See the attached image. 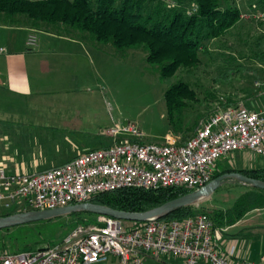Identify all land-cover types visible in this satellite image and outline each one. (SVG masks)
I'll return each instance as SVG.
<instances>
[{"label":"built area","instance_id":"built-area-1","mask_svg":"<svg viewBox=\"0 0 264 264\" xmlns=\"http://www.w3.org/2000/svg\"><path fill=\"white\" fill-rule=\"evenodd\" d=\"M240 14L241 19L264 23L260 11ZM35 43V36H28L27 45ZM255 86L264 88L263 83ZM105 135L112 140L110 146L86 151L57 168L21 174L0 166V211L51 210L123 189L197 190L211 181L217 163L228 155L247 151L264 158V108L227 107L202 122L184 142L168 135L160 144L142 143L132 124L109 128ZM92 220L94 224L75 227L46 249L0 253V264H102L109 258L114 264H147L166 257L181 259L182 264H250L235 260L233 246L226 252L218 249L220 231L201 213L127 228L109 217Z\"/></svg>","mask_w":264,"mask_h":264},{"label":"trees","instance_id":"trees-1","mask_svg":"<svg viewBox=\"0 0 264 264\" xmlns=\"http://www.w3.org/2000/svg\"><path fill=\"white\" fill-rule=\"evenodd\" d=\"M175 1L176 6L171 7L160 0H0V13L23 15L34 23L88 34L95 42L109 44L119 52L141 50L145 62L161 79H166L180 69L197 68L201 64V55L209 54L211 46L228 48L230 44H226V37L243 21L240 11L233 5L226 6L224 0ZM229 75L226 73L220 78L224 80ZM164 100L170 123L179 124L190 103L196 101V94L187 84L179 82L165 91ZM193 126L179 125L173 134L180 135L184 142L191 137L186 135ZM226 173H239L264 182V167L219 169L218 163L211 181ZM229 182L247 186L232 179L225 183ZM252 189L239 195L226 210L189 206L163 219L180 220L201 213L210 220L213 229L233 225L250 211L264 209V191ZM192 191L182 187L123 189L98 195L88 202L122 212H144ZM17 213L20 212L14 209L0 211V218ZM94 216L97 215L73 214L0 230V251L15 254L46 249L75 227L94 224ZM121 222L131 226L138 224Z\"/></svg>","mask_w":264,"mask_h":264},{"label":"crops","instance_id":"crops-1","mask_svg":"<svg viewBox=\"0 0 264 264\" xmlns=\"http://www.w3.org/2000/svg\"><path fill=\"white\" fill-rule=\"evenodd\" d=\"M30 35L36 38L32 47L27 45ZM86 35L0 13V166L7 173L57 168L110 142L108 128L92 117L88 90L95 61L104 57L95 54L96 45ZM77 95L81 99L74 100ZM231 165L226 161L223 168ZM259 213L264 216V209L218 228V249L226 252L233 246L236 261L255 264L248 238H264V217Z\"/></svg>","mask_w":264,"mask_h":264},{"label":"rangeland","instance_id":"rangeland-1","mask_svg":"<svg viewBox=\"0 0 264 264\" xmlns=\"http://www.w3.org/2000/svg\"><path fill=\"white\" fill-rule=\"evenodd\" d=\"M160 1L171 7L177 4L175 0ZM223 2L226 6L233 5L240 12L255 10L264 13V3L261 0ZM242 20L231 35L226 37V44H230L228 48L211 46L209 54L201 55V64L197 68L180 69L166 79H161L154 68L145 62L141 50L119 52L109 44L95 42L87 34L96 45L95 54L104 57L95 61L92 87L88 88L91 89L90 98L94 103L92 117L102 120L104 127L108 129L132 124L141 133L140 142L160 144L168 135L176 136L182 142L180 135L173 134L179 125L196 124L186 135L190 137L202 122L227 107L242 105L249 110L263 109L264 88L256 87L255 83L264 84V23L253 18ZM119 54H124L125 58H119ZM226 73L231 75L227 79H221L220 76ZM179 82L194 90L196 101L190 103L182 122L172 125L168 118L164 93ZM78 99L81 96L74 98ZM111 144L110 139L107 146ZM226 161L232 162L229 169L233 170L264 167V158L247 151L226 156L218 162V168L223 169ZM251 190L253 189L250 186L234 182L224 183L210 197L193 206L196 209L226 210L239 195ZM261 214L263 216V213L258 215ZM258 215L254 217L259 219L261 216ZM122 226L127 228L131 225L123 223ZM248 239L254 245L251 254L257 259L255 264H264V259H260L264 257V238ZM102 264H114V259L109 258ZM154 264H181V261L166 257Z\"/></svg>","mask_w":264,"mask_h":264},{"label":"water","instance_id":"water-1","mask_svg":"<svg viewBox=\"0 0 264 264\" xmlns=\"http://www.w3.org/2000/svg\"><path fill=\"white\" fill-rule=\"evenodd\" d=\"M228 179H232L241 184H245L252 188L264 191V182L245 177L239 173H226L210 181L202 188L194 190L171 201L165 202L162 205H159L148 211L122 212L106 206L86 202L51 210L28 211L24 213L13 214L7 217H2L0 218V230L32 224L44 220L68 217L70 215L80 213H88L133 223H143L151 219H163L164 217L172 214L179 209L193 206L199 201L210 197Z\"/></svg>","mask_w":264,"mask_h":264}]
</instances>
